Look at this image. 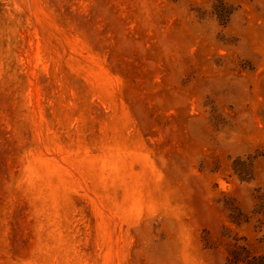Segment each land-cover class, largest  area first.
<instances>
[{"label":"rangeland","instance_id":"1","mask_svg":"<svg viewBox=\"0 0 264 264\" xmlns=\"http://www.w3.org/2000/svg\"><path fill=\"white\" fill-rule=\"evenodd\" d=\"M264 0H0V264L264 256Z\"/></svg>","mask_w":264,"mask_h":264},{"label":"trees","instance_id":"2","mask_svg":"<svg viewBox=\"0 0 264 264\" xmlns=\"http://www.w3.org/2000/svg\"><path fill=\"white\" fill-rule=\"evenodd\" d=\"M254 213L264 223V187L257 191ZM226 264H264V256L252 252L246 245H235L229 251Z\"/></svg>","mask_w":264,"mask_h":264}]
</instances>
